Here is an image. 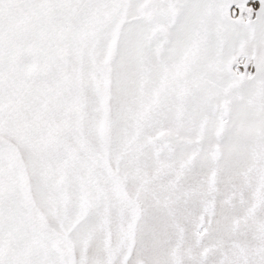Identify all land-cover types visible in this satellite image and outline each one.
Listing matches in <instances>:
<instances>
[{"label": "snow or ice", "instance_id": "1", "mask_svg": "<svg viewBox=\"0 0 264 264\" xmlns=\"http://www.w3.org/2000/svg\"><path fill=\"white\" fill-rule=\"evenodd\" d=\"M0 264H264V0H0Z\"/></svg>", "mask_w": 264, "mask_h": 264}]
</instances>
